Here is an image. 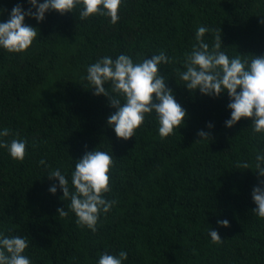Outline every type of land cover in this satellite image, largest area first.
I'll use <instances>...</instances> for the list:
<instances>
[{
	"label": "trees",
	"instance_id": "obj_1",
	"mask_svg": "<svg viewBox=\"0 0 264 264\" xmlns=\"http://www.w3.org/2000/svg\"><path fill=\"white\" fill-rule=\"evenodd\" d=\"M16 4L31 7L0 0V22ZM81 8L48 11L40 22L25 17L37 29L30 47L22 53L0 47V131L12 133L0 142L25 140L27 152L21 162L0 147V233L26 238L23 255L31 264H98L104 252L122 250L128 254L122 264H264V219L253 213L251 195L264 187L255 169L264 133L252 130L250 118L227 127L228 94L190 91L179 76L199 26L215 30L202 38L210 48L222 36L230 59L264 56V0H121L116 24L99 15L81 20ZM161 51L172 62L159 72L187 116L161 138L152 112L134 137L118 139L107 123L115 108L94 95L87 67L104 56L125 54L136 63ZM104 87L116 95L110 82ZM201 130L209 140L197 135ZM95 149L113 157L104 198L116 203L101 211L93 233L77 225L58 179L48 175L59 169L74 191L75 164ZM244 162L250 169L237 167ZM224 219L228 227L218 225ZM210 229L222 243L212 242Z\"/></svg>",
	"mask_w": 264,
	"mask_h": 264
},
{
	"label": "clouds",
	"instance_id": "obj_2",
	"mask_svg": "<svg viewBox=\"0 0 264 264\" xmlns=\"http://www.w3.org/2000/svg\"><path fill=\"white\" fill-rule=\"evenodd\" d=\"M31 7L25 11L20 4H16L5 22H0V47L10 53H22L30 47L37 37V29L27 25L25 17H31L38 22L43 21L45 13L56 11L61 15L73 12L77 6H82L79 17L85 20L93 15L110 17V22L116 24L121 0H27ZM35 9V11H33ZM3 10L0 9V14ZM264 24V19L261 20ZM215 31L199 26L195 33L197 41L190 50L185 52V71L179 72L180 78L190 91L199 90L200 93L218 97L226 92L230 102L231 118L225 121L227 127H232L241 118L252 119V130L255 133H264V56L241 58L229 56L221 51L222 36L217 33L214 43L203 42L206 32ZM164 51L134 63L132 58L125 54L115 59L104 56L87 67V80L95 89L94 95H104L109 98V105L115 108L110 114L107 123L114 129L118 139L128 140L135 135L145 121V115L155 112L158 120V132L161 138L173 134L185 120L186 110L175 100V97L166 86V80L159 72V65L171 63ZM111 85V93L104 85ZM237 89L240 91L238 92ZM119 97H123V103ZM155 101V102H154ZM212 127L211 124L208 125ZM12 135L11 130L4 128L0 137ZM18 135V134H17ZM202 139L209 140V133L203 130L197 133ZM0 147L6 148L14 160L23 161L26 152V141L13 138L10 142H0ZM45 164L44 160L40 161ZM114 165L113 157L106 151H86L75 164L71 174L74 191L69 189V181L59 169L51 171L50 179L59 181L63 191V198L70 200L69 209L77 217L78 226L87 227L93 233L101 211L107 213L116 201L106 200L104 194L111 191L109 187V172ZM237 167L250 169L247 162L238 163ZM256 173L264 177V155L257 154L255 163ZM264 185V180L260 181ZM49 191H57L52 186ZM252 199L256 205L252 211L264 219V187L257 186L252 190ZM60 217H66L65 208L57 210ZM218 225L228 227L229 221L218 220ZM213 243L219 244L223 240L215 230H209ZM29 242L20 236H5L0 233V264H31L30 259L23 255ZM128 254L120 251L118 255L104 252L99 256L98 264H122Z\"/></svg>",
	"mask_w": 264,
	"mask_h": 264
}]
</instances>
